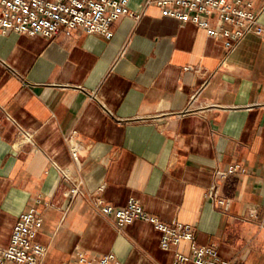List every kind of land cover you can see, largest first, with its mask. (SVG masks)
<instances>
[{"label":"crops","instance_id":"1","mask_svg":"<svg viewBox=\"0 0 264 264\" xmlns=\"http://www.w3.org/2000/svg\"><path fill=\"white\" fill-rule=\"evenodd\" d=\"M145 1H128L140 16L120 17L109 39L0 34V247L40 199L44 264L78 252L172 263L151 223L117 229L93 194L116 207L135 198L163 222L191 225L223 259L264 264V40L249 34L227 53ZM249 1L264 24V0ZM72 130L78 161L65 140ZM231 164L243 170L221 177ZM73 181L83 194L67 195ZM213 183L224 204L207 196ZM175 249L189 254L190 243Z\"/></svg>","mask_w":264,"mask_h":264},{"label":"built area","instance_id":"2","mask_svg":"<svg viewBox=\"0 0 264 264\" xmlns=\"http://www.w3.org/2000/svg\"><path fill=\"white\" fill-rule=\"evenodd\" d=\"M129 0H0V34L15 32L22 35H41L52 38L59 33L71 34L80 29L87 34L111 38L112 25L122 16L138 19L140 13L129 9ZM155 4L166 16L183 23H193L205 29L210 37L220 39L227 53L232 52L249 34L264 40V24L258 20V12L249 0H146L145 6ZM72 130L65 140L70 153L78 161L80 143ZM21 139L32 141V133L20 131ZM243 170L239 164H231L221 177ZM65 179L68 175L61 171ZM83 194L79 186L72 182L67 195ZM89 195V194H88ZM207 196L217 199L218 184L213 183ZM93 208L101 216L109 219L117 229L143 220L152 224L159 232V246L165 251H174L171 264H233L223 259L211 245H199L195 241L191 225L178 221H161L145 210L138 200L129 198L125 205L116 207L106 203L97 195H89ZM40 199L35 200L21 212L12 228L7 246L0 247V264H44L47 247L35 241L43 215L38 208ZM181 241L190 243V253L184 254L175 248ZM68 264H121L112 252L91 257L78 252Z\"/></svg>","mask_w":264,"mask_h":264}]
</instances>
